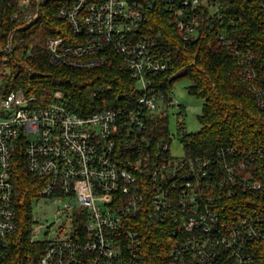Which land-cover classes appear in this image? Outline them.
<instances>
[{"label":"built area","instance_id":"1","mask_svg":"<svg viewBox=\"0 0 264 264\" xmlns=\"http://www.w3.org/2000/svg\"><path fill=\"white\" fill-rule=\"evenodd\" d=\"M17 1L20 12L12 21L24 14L30 26L54 0ZM56 3L70 34L47 41L50 63L103 65L113 53L134 84L122 94L124 106L87 115L68 110L61 92L46 105L22 90L0 95V258L18 228L12 162L18 150L39 184L38 199L76 202L69 237L46 242L34 264H146L154 230L168 235L171 264H264V207L257 202L264 198V147L218 143L208 155L176 156L170 135L154 141L146 132L155 117L184 115L158 85L170 68L160 58V8L191 44L207 39L223 20L221 0ZM216 36L236 56L242 80L253 81L254 55L222 32ZM11 52L9 41L0 54ZM254 95L264 110V90L255 88ZM65 207L73 210L70 203ZM40 228L33 222L31 243H42L35 240Z\"/></svg>","mask_w":264,"mask_h":264},{"label":"trees","instance_id":"2","mask_svg":"<svg viewBox=\"0 0 264 264\" xmlns=\"http://www.w3.org/2000/svg\"><path fill=\"white\" fill-rule=\"evenodd\" d=\"M221 4L223 20L217 22L207 39L191 44L168 23V15L161 8L157 17L160 58L170 66L157 78L160 92L172 95L175 84L186 79L190 82L188 93L203 101L198 117L201 130L181 137L191 157L213 153L218 143H232L242 150L264 147V110L258 108L254 95L255 88L264 90V0H221ZM57 7L56 0L48 2L38 21L27 26L24 14L12 21L20 12L17 0H0V51L9 41L12 44L11 53L0 54V95L22 90L46 105L56 92H61L66 108L80 115L124 106L122 94L130 92L134 80L117 55L109 53L103 65L90 67L50 63L47 41L70 34L67 24L57 17ZM219 31L242 52L254 55L253 81L242 80L236 56L220 46L216 36ZM168 123V116L153 118L146 129L148 136L154 141L169 137ZM12 162L18 228L9 236V247L0 264H34L48 247L46 242H30L32 203L38 199L39 184L27 173L21 151L14 153ZM257 202L264 207V198ZM170 249L168 235L152 231L146 246V264H171Z\"/></svg>","mask_w":264,"mask_h":264},{"label":"rangeland","instance_id":"3","mask_svg":"<svg viewBox=\"0 0 264 264\" xmlns=\"http://www.w3.org/2000/svg\"><path fill=\"white\" fill-rule=\"evenodd\" d=\"M204 2L206 0H203ZM190 82L186 79L178 81L174 86L172 99L183 106V114H169L168 129L171 136V152L176 156L185 154L184 143L180 138L185 134L197 133L201 130V123L198 117L202 113L203 101L188 93L187 87ZM38 107V105H37ZM4 117L0 112V120ZM70 203L72 211L65 207ZM76 206L73 198H62L55 200L52 198H40L33 200L32 218L35 226H40V230L35 237L36 241L48 242L69 237L72 228V218ZM60 211V213H58Z\"/></svg>","mask_w":264,"mask_h":264},{"label":"water","instance_id":"4","mask_svg":"<svg viewBox=\"0 0 264 264\" xmlns=\"http://www.w3.org/2000/svg\"><path fill=\"white\" fill-rule=\"evenodd\" d=\"M183 140H182V138H180V142H182Z\"/></svg>","mask_w":264,"mask_h":264}]
</instances>
